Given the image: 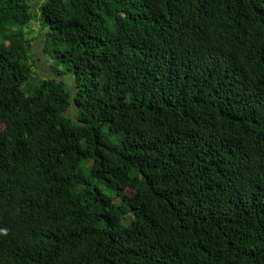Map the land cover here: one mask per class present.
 Returning a JSON list of instances; mask_svg holds the SVG:
<instances>
[{"label":"trees","instance_id":"1","mask_svg":"<svg viewBox=\"0 0 264 264\" xmlns=\"http://www.w3.org/2000/svg\"><path fill=\"white\" fill-rule=\"evenodd\" d=\"M0 125V264H264V0H0Z\"/></svg>","mask_w":264,"mask_h":264},{"label":"rangeland","instance_id":"2","mask_svg":"<svg viewBox=\"0 0 264 264\" xmlns=\"http://www.w3.org/2000/svg\"><path fill=\"white\" fill-rule=\"evenodd\" d=\"M40 5V2L37 3L34 8L38 9ZM28 31L27 37L31 40L32 44V62L34 64V71L36 75L41 78L45 79V77H51V78H59L62 79L68 86L69 90L75 94L76 92V87H75V79L72 74H70L67 71L66 66L58 61V59L53 57V54L51 50L47 49V44H46V35H47V30L42 27L40 21L38 19L32 20L30 26L26 28ZM47 58L49 60V65L46 66L45 63L41 59ZM52 62V65H51ZM51 65V66H50ZM77 112L78 108L76 105L72 104L69 112H68V117L75 123L77 121ZM4 128L3 125H0V130ZM104 133H106V138L110 143H118L119 142V137L116 135H110L107 134L106 128L104 129ZM90 172V166H82L81 168V173L87 177ZM96 186L100 188V190L106 195V196H113V194L108 190L109 188L104 184V183H96ZM126 195L128 196H133L134 192L131 190H128L126 192Z\"/></svg>","mask_w":264,"mask_h":264},{"label":"crops","instance_id":"3","mask_svg":"<svg viewBox=\"0 0 264 264\" xmlns=\"http://www.w3.org/2000/svg\"><path fill=\"white\" fill-rule=\"evenodd\" d=\"M42 61H43V63H45L46 64V66L47 65H49V60L45 57V58H43V59H41ZM51 65H52V62H51ZM50 65V66H51ZM45 78H51V77H45Z\"/></svg>","mask_w":264,"mask_h":264}]
</instances>
